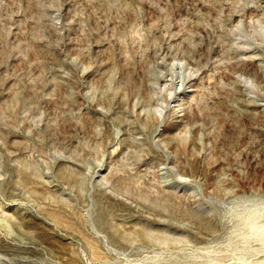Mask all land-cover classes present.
Masks as SVG:
<instances>
[{
	"label": "rangeland",
	"instance_id": "374dc122",
	"mask_svg": "<svg viewBox=\"0 0 264 264\" xmlns=\"http://www.w3.org/2000/svg\"><path fill=\"white\" fill-rule=\"evenodd\" d=\"M0 264H264V0H0Z\"/></svg>",
	"mask_w": 264,
	"mask_h": 264
}]
</instances>
